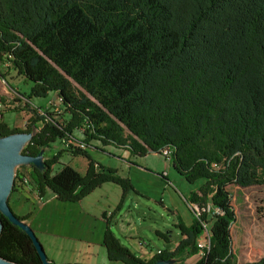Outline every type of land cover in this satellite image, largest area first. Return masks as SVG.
Segmentation results:
<instances>
[{"label":"trees","instance_id":"trees-1","mask_svg":"<svg viewBox=\"0 0 264 264\" xmlns=\"http://www.w3.org/2000/svg\"><path fill=\"white\" fill-rule=\"evenodd\" d=\"M0 64L30 84L14 101L31 115L26 130L3 121L14 98L0 95V138L26 136L21 155L43 158L26 184L39 200L49 191L79 203L105 184L126 193L129 182L87 153L94 144L135 158L168 148L173 170L202 182L186 199L194 216L178 220L172 252L137 258L107 225L109 262L199 254L194 264H237L228 187L264 186V0H0ZM49 94L48 107L32 110L30 98ZM62 153L84 157L85 173L61 162ZM0 221V258L42 264L30 236L1 212Z\"/></svg>","mask_w":264,"mask_h":264},{"label":"rangeland","instance_id":"rangeland-1","mask_svg":"<svg viewBox=\"0 0 264 264\" xmlns=\"http://www.w3.org/2000/svg\"><path fill=\"white\" fill-rule=\"evenodd\" d=\"M29 90L30 84L0 64V95L6 92L14 98L12 109L3 113V121L19 131L26 130L31 115L22 104H14V101L21 99L19 95L28 96ZM51 97L50 94L44 98L32 97L31 105L46 108ZM21 136L14 150L15 161L9 164L12 186L7 204L15 216L25 218L23 225L34 234L48 261L53 264H121L109 262L101 245L102 218L106 214L111 216L114 237L137 258L150 260L160 251L172 252L175 249L181 239L178 220L185 225L194 216L186 199L201 181L187 183L160 155L129 159L119 155L102 165L117 170L118 175L129 182L130 188L124 195L118 186L105 184L77 204L60 203L45 192L40 201H29L21 193H28L25 187L26 183L30 185L28 173L32 166L40 167L43 158L24 161L21 151L29 139ZM58 148V143L51 145L50 152L43 150V157L52 155ZM100 151L95 144L87 149L92 159L93 156L104 157V152ZM60 161L71 162L64 153ZM81 163H73L77 172L81 170ZM228 192L235 213V222L230 229L232 253L237 264H251L264 258V186H230ZM0 211L5 213L2 208ZM156 232L168 236V242ZM204 237H201V242ZM185 258L181 256L169 263L157 264H184Z\"/></svg>","mask_w":264,"mask_h":264},{"label":"water","instance_id":"water-1","mask_svg":"<svg viewBox=\"0 0 264 264\" xmlns=\"http://www.w3.org/2000/svg\"><path fill=\"white\" fill-rule=\"evenodd\" d=\"M21 138H22L21 135H10L5 138H0V208H2L5 213H2L1 211L0 212L4 214L15 225L23 229L30 236L41 258L42 264H52L46 259L45 254L41 248V245L35 239L34 234L29 230V228L26 225H23L22 222H19L15 219L13 213L11 212L7 204V198L9 196L12 186V179H10L11 172H10L9 164L15 161L14 150L16 149L17 143L21 140ZM21 158L24 161L32 160L23 156H21ZM1 227L2 225L0 221V231H1ZM0 264H13V263L7 262L0 258Z\"/></svg>","mask_w":264,"mask_h":264},{"label":"crops","instance_id":"crops-1","mask_svg":"<svg viewBox=\"0 0 264 264\" xmlns=\"http://www.w3.org/2000/svg\"><path fill=\"white\" fill-rule=\"evenodd\" d=\"M52 97H51V100H53L54 99V95H51ZM32 107H34V108H36V106H34V105H31ZM37 108H39V107H37ZM45 109V108H44ZM74 136H76V137H78V135H74ZM100 152H104V157L103 156H101V157H96V156H93L94 158H93V160L95 161V162H97V163H99L100 165H104L105 163H106V161L108 160V159H111V158H117L119 155H121L122 157H124V158H126V159H129V158H132L130 155H129V153L127 152V151H125V150H122V149H115V148H105V149H102ZM100 154V153H99ZM149 154H154V155H157V154H155V153H149ZM148 154V155H149ZM148 155H146V156H148ZM117 156V157H116ZM145 156V157H146ZM70 158V160H71V162H67V164L69 165V166H71L72 168H74V166H73V163H75L76 161H77V163H79L80 164V162H82L81 163V170H78V172L80 173V174H82V173H84L85 171H86V168H87V160L85 159V158H83V157H69ZM100 158H102V159H100ZM105 161V162H104ZM102 165V166H103ZM105 167H108V165L107 166H105ZM109 168V167H108ZM117 171V170H116ZM27 185H25V187H26ZM27 189H28V193L26 194V193H21V194H24L25 195V197L26 198H28V200L30 201L31 199H36V201H40L38 198H37V196H36V194H35V192H33L32 190H31V188L30 187H28L27 186ZM32 191V192H31ZM46 194H49L50 196H51V198H53V199H55L56 201H57V199L55 198V196L54 195H52L49 191H45V195ZM88 197V196H87ZM85 199V198H84ZM83 199V200H84ZM59 202V201H58ZM81 202V201H80ZM79 202V203H80ZM64 204H68V203H64ZM74 204H77V203H74ZM110 217L111 216H109L108 214H106L105 216H104V218H102L103 219V221H104V230H103V233H102V238H103V234H104V231H105V229H106V227H107V225H109V227H110V230H111V222H110ZM23 223H25V221L23 222ZM190 222H188V223H185V225H188ZM102 245V244H101ZM103 247V246H102ZM199 257H200V255L199 254H197V255H194V256H191V257H188V258H185V263L184 264H194L198 259H199ZM171 261V260H170ZM50 262V261H49ZM52 263V262H51ZM166 263H169V261L168 262H166ZM53 264V263H52Z\"/></svg>","mask_w":264,"mask_h":264},{"label":"built area","instance_id":"built-area-1","mask_svg":"<svg viewBox=\"0 0 264 264\" xmlns=\"http://www.w3.org/2000/svg\"><path fill=\"white\" fill-rule=\"evenodd\" d=\"M1 106H0V110H1ZM82 147V146H81ZM159 153H160V156H162L165 160H167L168 162L170 161V158H171V155H172V151L170 150V149H168V148H164V149H162L161 151H159ZM25 184V183H24ZM27 184V183H26ZM25 184V185H26ZM205 243H206V239H205V237H204V240H202V242L200 241V243L198 244V246L200 247V248H202L204 245H205Z\"/></svg>","mask_w":264,"mask_h":264},{"label":"bare ground","instance_id":"bare-ground-1","mask_svg":"<svg viewBox=\"0 0 264 264\" xmlns=\"http://www.w3.org/2000/svg\"><path fill=\"white\" fill-rule=\"evenodd\" d=\"M10 179H12V174H10Z\"/></svg>","mask_w":264,"mask_h":264}]
</instances>
